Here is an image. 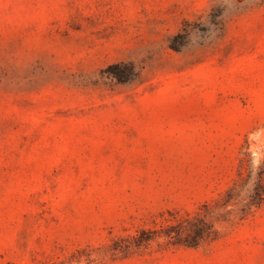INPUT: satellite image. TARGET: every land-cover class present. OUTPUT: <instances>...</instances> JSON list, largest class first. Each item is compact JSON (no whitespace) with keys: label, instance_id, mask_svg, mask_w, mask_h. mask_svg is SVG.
I'll use <instances>...</instances> for the list:
<instances>
[{"label":"rangeland","instance_id":"rangeland-1","mask_svg":"<svg viewBox=\"0 0 264 264\" xmlns=\"http://www.w3.org/2000/svg\"><path fill=\"white\" fill-rule=\"evenodd\" d=\"M256 183L264 0H0V264H264Z\"/></svg>","mask_w":264,"mask_h":264},{"label":"trees","instance_id":"trees-1","mask_svg":"<svg viewBox=\"0 0 264 264\" xmlns=\"http://www.w3.org/2000/svg\"><path fill=\"white\" fill-rule=\"evenodd\" d=\"M234 192V191H233ZM249 204H253V203H260L264 200V188L261 187V185L259 183H256L255 187L253 188V192L251 194H249ZM200 226H197L194 228V233H195V239L197 237H201L202 235H204L207 232V224L205 221H201ZM170 228H173L175 231H177L179 228H181L180 223H177L175 225L170 226ZM166 235H169L168 233ZM193 239V241L195 240ZM190 241L187 242V244L189 245H193L194 242Z\"/></svg>","mask_w":264,"mask_h":264}]
</instances>
